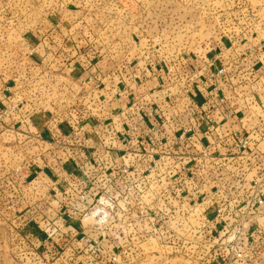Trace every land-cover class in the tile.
<instances>
[{
    "label": "rangeland",
    "instance_id": "obj_1",
    "mask_svg": "<svg viewBox=\"0 0 264 264\" xmlns=\"http://www.w3.org/2000/svg\"><path fill=\"white\" fill-rule=\"evenodd\" d=\"M73 50L84 73L109 56L122 89L162 78L126 128L72 84ZM0 75L26 79L12 107L61 128L57 150L77 163L43 165L59 182L11 166L13 202L0 180V264H264V0H0ZM92 140L120 144V164H84L108 156Z\"/></svg>",
    "mask_w": 264,
    "mask_h": 264
},
{
    "label": "crops",
    "instance_id": "obj_2",
    "mask_svg": "<svg viewBox=\"0 0 264 264\" xmlns=\"http://www.w3.org/2000/svg\"><path fill=\"white\" fill-rule=\"evenodd\" d=\"M102 63L104 64V66L100 67L99 65ZM112 63L113 62H112V60H110L109 56H103L102 62L97 64L95 68H92V69H90V71H88L89 73H91V72L97 73L96 76H88V74H89L88 72L84 73V72H82V70H79L78 68L75 69L74 74H73L72 73L73 70L69 69L67 66L64 67V70L59 69V68H61L60 64L57 66V68H58L59 72L63 71L65 73L71 72V70H72V72H71L72 75L69 76L70 81L73 82L72 84L80 85L82 88L85 89L86 92L93 94L94 91H98V93H99L98 98L102 99V103L104 105L102 110H101L102 112L100 114V116H102L101 118H105L109 122V120L114 118V114H116V115L119 114L120 124H117L114 128H120V130H121V128H126L125 123H127V121H124V126H123L122 118L123 119L125 118V116L123 114L124 109H126L127 107L128 108L130 107V109H131L130 111H134V108L132 107V105L133 104L140 105L139 102H141L140 99H142V96L144 97V99H146V97L151 96L149 94L141 93L142 91L140 90V87H142V86L147 87L148 86V88H149L152 85H156L158 80L162 81V80H160L162 78L155 77L154 74L147 76V78L144 77V80L137 78V79H139V81L137 82V84L135 82V84L136 85L141 84V85H139L138 88L134 87L133 89L136 88L135 90L132 89L131 91L119 96L116 94L120 91V88H122L120 86L122 84H128V81L124 78V82L119 84L120 74H117V76H115V73H112V70L114 69V65H112ZM18 64L19 63H17V65ZM115 64L117 65L116 62H115ZM98 66H99V68H98ZM70 67H71V65H70ZM117 67H118V69H120V66H117ZM55 79H57V82L59 83L60 76H56ZM25 80H26L25 78L14 80L12 77L4 76L3 81L5 83L4 85H7V88H5V89L0 88V180L2 182H4L5 175H6V179H7V185L5 186V189L4 190L0 189V190H3L2 191L3 194L10 195V196H7V199L10 200V202H13V198H15L16 200L18 199L17 190L13 185H11L12 183L10 180V175L8 176V174L13 172V170H10L11 166L13 167L14 165H16L18 163L20 165H24V166H34L31 171H28V169L24 170V172L28 175L27 176L28 179H29V175L32 172H34L36 169V172H38L39 176H41L42 174H44V175L50 174L53 177L52 179L56 178L55 181L59 182L60 181L59 180L60 175L62 173L64 174V172H62L60 170V168L55 169V167H52V169H49V168L46 169L43 167V165L45 163H51V164H49V166L51 165V166L57 167L58 163H60V164L62 163L63 164L62 166H64V168L67 166L68 174L70 175V172H73V169H75L73 167V165L77 164L76 160L72 156L71 152H70V156L68 159L63 158L62 161L60 160L62 157H61V154L59 153V151L57 149L59 148V145L61 142L60 139H62V137H61L62 136L61 135L62 130H61V128H55L54 123L50 124L46 128V125L43 124L45 116L42 115L41 111L37 112V117H36V120L38 122H41V123L40 124L34 123L32 125L28 124V120L30 119V116L28 115L29 110H27L26 106L24 108L22 107L20 110H18L14 114L13 113L9 114L8 117L2 115L3 111L5 109L10 108V106H11L10 98L12 100V96L18 94V92H15V91H17L18 88H21L23 90V86H25V84H26ZM47 82H50L49 79L47 80ZM54 83H55V81L53 80V82H52L53 97H55L54 96V91H55ZM129 84H131V82ZM2 85L3 84H0V86H2ZM28 91L29 90L27 89V91L23 90L20 92L24 93V95H25L26 93H28ZM34 91L37 94L39 93L40 95H43V92L40 91L39 88H35ZM98 93L96 92L95 94H98ZM3 97L5 99H3ZM166 97H168V96H165V98ZM142 103H144V102H142ZM166 108H167V106H166ZM117 109L120 110L119 113H115V111ZM146 113L147 112H144V113L139 112V115L140 114L146 115ZM52 117H54V115H52ZM19 118H20V125L17 122L19 120ZM21 118H22V120H21ZM15 120H16L17 124L15 123ZM146 120L148 122L151 121V120H149L148 117ZM131 121L134 122L133 120H131ZM139 121H141V120H139ZM171 127L172 126H170V129H171ZM186 129H192L193 130V128H180L177 130V132L183 133L186 131ZM194 129H197L196 131H200V129H198V128H194ZM94 130H95V133L98 134V132L96 131L97 128H95ZM100 130L102 131V128H100ZM201 130L203 132L206 130V128H202ZM247 130H248V128L245 129V132ZM171 131L173 132L174 129L172 128L170 130V132ZM91 142L92 143L90 144L91 145L90 148H92V149L97 148L98 150H102L103 147L108 146L104 142H103V144H101V142H94L93 140ZM118 145L120 146V144H116L115 149L112 148L113 150L111 151L110 156H105V154H104L102 157H99L98 159H91V160H89L90 156H86L84 158L85 159L84 164L94 165L93 163H95L97 161H99L102 164L105 163L106 165H109L110 167H113L114 165L116 166V165L120 164V157L117 156L118 155L117 151L119 150L117 148ZM200 146H202V145H200ZM86 148H88V146H86ZM182 148H184V147H182ZM70 150L73 152L72 147H70ZM14 152L19 153V154H14ZM18 160H20V161L16 162ZM8 166H10V167H8ZM55 174H56V177H55ZM34 177L35 176H33L32 178H34ZM21 179H23V178H21ZM21 179H19V181H22ZM22 184H23V181H22ZM26 187H28V186H26ZM23 192L20 191V195H21L20 200L21 201L28 198L29 194L32 193L31 191L27 192V190H25V191L23 190ZM37 192H39V189H37ZM3 197H4V199L6 198V196H3ZM36 199L41 200L38 197ZM32 205H33V202H29L28 204L22 205V207L19 210H21V209L24 210L25 208H30Z\"/></svg>",
    "mask_w": 264,
    "mask_h": 264
},
{
    "label": "built area",
    "instance_id": "obj_3",
    "mask_svg": "<svg viewBox=\"0 0 264 264\" xmlns=\"http://www.w3.org/2000/svg\"><path fill=\"white\" fill-rule=\"evenodd\" d=\"M6 9H7V8H6ZM9 14H10V13L7 12V13H6V16H9ZM10 17H11V16H10ZM52 32H54V30H53ZM74 52L76 53L75 55H74ZM72 55H73V56L69 57V59L65 61L66 64L69 63V65H71V68L76 67V68H78L79 70L87 71V70H88V67L92 65L91 63L88 62V58H87V57H89L88 54L85 53L84 55H79L78 52H77V50H73ZM83 59H84V60H83ZM58 63H59V62H56V64H55L54 66L58 65ZM96 65H97V64H96ZM96 65H95V67H96ZM95 67L93 66L92 68H95ZM41 79H42V78H41ZM3 80H4V76H1V75H0V84H3L2 86H0V88H4V89H5V88H7V85H4L5 83H4ZM122 82H124V78L120 76V82H119V84L122 83ZM130 82H131V84L134 83V82H135V78H134L133 81L130 80ZM119 84H118V85H119ZM129 91H130V89H127L126 87H124L123 89L120 88V91H119L116 95L121 96L122 94H125V93H127V92H129ZM140 103H141V102H140ZM135 106H138V104H133V105H132V107H135ZM144 106H146L145 103H142L141 106H139L140 111H143V110L145 111ZM16 108H18V106H16V107H12V105H11L10 108L5 109V110L3 111V114H2V115L8 117L9 114H11V113L14 114L15 112H17ZM142 113H144V112H142ZM147 114H148L147 116H148L149 118H152V117L154 116L155 112H148ZM134 130L136 131V128H135ZM192 131H193L192 129H186V131H185L184 133H191ZM100 142H101V144H103L102 141H100ZM115 147H116L115 145H113V146H109V145H108V146L103 147L101 151H103V152L106 153L108 156H110L111 151H112L113 149H115ZM112 148H113V149H112ZM68 158H69V157H67V158H65V159H68ZM60 160L62 161L63 159L61 158Z\"/></svg>",
    "mask_w": 264,
    "mask_h": 264
}]
</instances>
